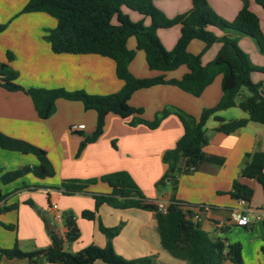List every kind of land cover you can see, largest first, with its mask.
<instances>
[{"label":"crops","instance_id":"0c3cea01","mask_svg":"<svg viewBox=\"0 0 264 264\" xmlns=\"http://www.w3.org/2000/svg\"><path fill=\"white\" fill-rule=\"evenodd\" d=\"M27 1L0 0V24L7 23L0 30V61H6L7 51L13 53L9 65L18 71L19 84L24 87L82 89L91 94H108L121 88L123 82L116 77L114 61L109 57L95 53L52 52L43 35L46 29L55 26L56 20L40 11L19 13ZM152 1L166 18L186 12L192 4V0ZM206 2L212 11L227 22H234L242 6L247 3L248 8L257 15L264 34V10L254 0ZM121 11L132 21L141 20L144 25L150 24L148 16L125 5L121 6ZM111 21L117 23L116 16ZM209 29L217 36L223 35L222 30L217 27L209 26ZM156 34L162 45L170 50L180 34V25L158 28ZM204 45L203 41L192 39L186 47L190 53H201L202 64L215 56L221 43L214 42L203 51ZM238 45L254 64L264 66V53L258 50L252 38L242 36ZM135 46V37H128L126 47L135 51L128 69L136 77L163 75L166 79L180 78L188 71L184 64L173 70L150 69L144 51ZM221 77V74H217L198 96L175 85L156 84L135 90L128 103L142 108V113L134 116L146 120H152L158 111L170 105L198 117L202 108L213 106L219 100ZM250 77L254 82H261V89L264 91V73L253 71ZM248 95V90L241 88L236 101ZM55 107L51 116L42 119L37 115L28 95L22 91H8L0 86V132L40 147L46 152L54 168V175L50 177L40 178L27 173L7 183L0 180V191L7 194L0 205L17 204L14 210L0 213V222L15 225L13 230L0 225V247L10 248L16 244L21 250L29 251L48 246L50 240L44 229L41 213L52 218L55 213L71 210L75 214L79 237L64 245L70 252H76L91 243L105 246L107 238L98 228L101 223L106 227L120 226L111 242L115 252L124 258L149 256L154 264H188L186 259L172 255L162 246L155 211L133 207L118 209L104 203L98 207L96 218L89 220L81 217L80 212L94 208L91 193L64 194L56 188L65 178L99 177L105 173L124 170L153 202L166 204L170 198H174L198 207L192 211L198 212L199 217L192 220L210 238L224 237L226 242L240 243L242 264H264L260 251L264 243V223L254 221L248 227L231 223V212L237 206V200L228 194L233 180L238 177L245 154L264 149L263 124L248 121L246 125L224 133L216 129L219 122L209 118L205 124L208 143L202 148V161L195 170L178 173L177 184L173 188L170 183L158 186L156 182L167 170V165L162 161L163 152L172 148L183 133L182 124L175 114H168L156 128H149L142 123L129 125L133 116L121 118L110 112L105 117L103 132L75 156L82 138L91 134L95 128L96 112L85 110L80 101L64 98L56 99ZM218 115L227 121L247 117L248 113L236 105L218 111ZM71 124L84 126L72 132L69 129ZM1 148L0 160L5 166L4 170L37 163L36 157H32L31 153L23 155L15 150L10 153ZM238 179L253 189L252 199L247 202V206L262 205L264 195L261 186L254 179ZM88 190L107 193L111 188L105 182L97 181L89 185ZM26 200H32L36 208L26 203ZM161 227L167 230V222L163 221ZM56 229L63 235L65 227L60 222L56 223ZM175 245L178 249L185 250L188 248V241L180 234L176 237ZM0 264L33 263L26 258L0 256ZM94 264L106 263L97 260ZM222 264L235 263L226 258Z\"/></svg>","mask_w":264,"mask_h":264},{"label":"trees","instance_id":"16d2710c","mask_svg":"<svg viewBox=\"0 0 264 264\" xmlns=\"http://www.w3.org/2000/svg\"><path fill=\"white\" fill-rule=\"evenodd\" d=\"M264 10V0H254ZM138 11L150 18V24L144 25L141 20L132 21L121 11V6ZM40 11L56 20L53 28L45 30L43 38L49 43L54 53L85 54L95 53L109 57L114 61V72L122 80L121 88L108 94H91L82 89L66 90L61 87H24L17 82L18 71L9 65L13 59L11 51L6 52V61H0V86L8 91H22L28 95L34 105L37 115L46 119L51 116L56 107L55 100L80 101L85 110L96 112V124L91 134L85 135L80 141L75 156H78L84 146L95 141L103 132L105 117L114 113L121 118L133 116L129 125L142 123L149 128H156L168 114H175L183 127V133L174 146L165 150L162 161L167 165L165 174L156 182L162 186L170 183L173 188L177 184L178 173H188L195 170L203 159L202 148L208 143L205 124L209 118L219 122L218 131L230 133L246 125L248 121L264 125V91L261 82L252 81L253 71L264 73V66L254 64L248 54L238 45L242 36L253 39L258 50L264 53V34L260 28L257 15L252 12L247 3L242 6L237 19L227 22L212 11L206 0H192L191 7L184 13L172 18H166L153 4L152 0H28L19 13ZM116 16L117 23H112ZM180 25V34L174 46L167 50L159 40L156 30L173 25ZM7 23L0 24L2 30ZM209 26L222 30L223 35L217 36ZM136 39V49L144 51L147 66L160 71L173 70L184 64L188 71L180 78L166 79L163 75L155 77H136L128 69V64L135 51L126 47L128 37ZM198 39L204 42L207 49L214 42H220V48L215 56L202 64L201 53L193 54L186 47L190 40ZM217 74H221V96L213 106L202 108L198 117L175 106H166L158 111L152 120L139 116L142 108L133 107L128 103L131 94L140 88L156 84H171L194 96H198L212 82ZM241 88H246L249 95L236 101ZM238 106L248 113L247 117L224 120L218 111ZM114 145V144H113ZM0 147L7 150L31 153L37 163L23 165L13 170L0 167V178L3 183L10 182L31 173L44 178L54 175V168L46 152L40 147L24 140L8 136L0 132ZM183 164L181 167L180 165ZM264 149L246 153L238 177L232 182L228 194L238 200L249 202L253 189L242 183L238 178L254 179L264 195ZM173 169V171H170ZM97 181L105 182L111 190L107 193H96L88 190L89 185ZM64 194L91 193L94 199L93 209H84L80 216L94 220L98 207L107 204L113 208H140L156 212L161 244L172 255L186 259L188 264H222L224 259H230L235 264H242L241 245L238 242H226L224 237L210 238L202 231L197 222L192 220V209L188 203L170 198L164 212L159 211L156 203L147 198L138 187L131 175L124 170L113 171L90 178H65L56 187ZM7 194L0 191V203ZM34 206L32 200H26ZM16 203L1 204L0 213L14 210ZM187 207V208H184ZM202 206H200L201 208ZM41 217L44 229L50 243L46 247L29 251L21 250L16 244L10 248L0 247V256L6 258H26L33 264L41 262L58 264H94L100 260L106 264H154L149 256L127 259L117 254L112 246V238L118 233L120 226L106 227L99 223L98 228L107 238L103 247L88 244L76 252L68 251L64 245L74 242L79 237V228L75 222V214L71 210L60 212V220L53 215ZM167 222V230L161 227ZM60 222L65 231L58 233L56 223ZM5 228L14 229L15 225L0 222ZM182 234L188 241V248L180 250L175 241ZM260 251L264 257V243Z\"/></svg>","mask_w":264,"mask_h":264},{"label":"built area","instance_id":"2783aa9c","mask_svg":"<svg viewBox=\"0 0 264 264\" xmlns=\"http://www.w3.org/2000/svg\"><path fill=\"white\" fill-rule=\"evenodd\" d=\"M83 128V124H71L69 126L70 131L75 132ZM168 203L157 202L156 206L159 211L164 212ZM56 207V206H54ZM187 208V207H184ZM190 209H198L196 206L189 205ZM198 212H193L192 219L196 220ZM54 217L57 221L60 220V213H55ZM254 221H261L264 223V203L257 207L247 206V202L243 199L237 200V206L232 210L230 216V222L240 226H250Z\"/></svg>","mask_w":264,"mask_h":264},{"label":"rangeland","instance_id":"374dc122","mask_svg":"<svg viewBox=\"0 0 264 264\" xmlns=\"http://www.w3.org/2000/svg\"><path fill=\"white\" fill-rule=\"evenodd\" d=\"M84 123H87V122H85V121H83ZM96 124V123H95ZM83 126H84V124H83ZM83 139V138H82ZM79 146V145H78ZM78 148V147H77ZM2 150H4V151H6V152H10L11 153V150H6V149H3V148H1ZM77 151V150H76ZM17 152H19V151H17ZM20 154H23V155H27V153H21V152H19ZM32 157H35L34 155H32V154H30ZM10 161H12V159L10 160ZM2 161L0 160V167H3V169H5L4 167L5 166H3L2 165ZM19 167H21V166H19ZM6 171V170H5ZM0 180H1V178H0ZM2 226V225H1ZM3 227V226H2ZM3 228H5V227H3ZM5 229H8V228H5ZM8 230H13V229H8Z\"/></svg>","mask_w":264,"mask_h":264},{"label":"water","instance_id":"95a60500","mask_svg":"<svg viewBox=\"0 0 264 264\" xmlns=\"http://www.w3.org/2000/svg\"><path fill=\"white\" fill-rule=\"evenodd\" d=\"M170 171H173V169H171ZM33 207L36 208L35 206H33ZM36 211L39 213V210L38 209Z\"/></svg>","mask_w":264,"mask_h":264}]
</instances>
